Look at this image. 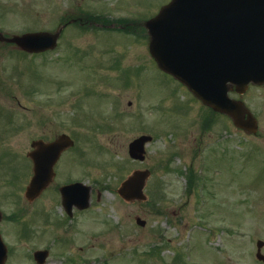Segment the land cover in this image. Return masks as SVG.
<instances>
[{"label":"rangeland","instance_id":"374dc122","mask_svg":"<svg viewBox=\"0 0 264 264\" xmlns=\"http://www.w3.org/2000/svg\"><path fill=\"white\" fill-rule=\"evenodd\" d=\"M168 1L85 0L77 8L79 0H36L35 8L51 10L56 29L66 11L84 10L89 22H96L88 15L97 10L135 22ZM140 21L131 24L135 36L117 23L71 24L62 32L61 48L44 55L0 50V208L4 216L29 213L3 221L7 264H36L33 251L48 246L53 249L47 264H263L253 251L257 239H264V85H250L241 97L259 119L258 133L248 135L229 116L182 95L177 80L156 64L147 69L145 20ZM9 22L49 27L42 16L24 12ZM145 58L138 70L143 82H124L132 65ZM222 119L227 128L221 137ZM205 124L211 135L200 142ZM57 132L73 135L80 155L65 154L56 182L29 203L24 192L33 175L31 141ZM142 133L153 140L141 162L130 157L128 144ZM200 154L208 161L200 163ZM190 166L195 171L188 192L181 172ZM145 167L152 171L146 186L152 202L124 200L120 182ZM13 171L20 173L17 184ZM81 174L96 192L87 211L74 210L76 218L68 222L57 181ZM138 215L145 226L136 222Z\"/></svg>","mask_w":264,"mask_h":264},{"label":"water","instance_id":"95a60500","mask_svg":"<svg viewBox=\"0 0 264 264\" xmlns=\"http://www.w3.org/2000/svg\"><path fill=\"white\" fill-rule=\"evenodd\" d=\"M151 34V51L159 65L179 78L207 105L230 114L235 123L255 130V121L241 100L229 97V90L244 92L250 82H264V0H172L147 22ZM58 33H33L15 36L23 48L40 51L55 45ZM249 114L248 125L243 122ZM143 135L130 143L133 158H145ZM67 134L52 142L35 140L29 153L35 161V175L26 190L35 199L51 182L53 166L62 151L73 145ZM148 170H135L122 182L120 194L127 200L145 199L144 186ZM66 207L83 206L88 199L77 185L63 190ZM1 219V212H0ZM137 222H146L137 217ZM48 252L38 250L35 257L43 263ZM7 247L0 237V264H5Z\"/></svg>","mask_w":264,"mask_h":264},{"label":"flooded vegetation","instance_id":"af4514ba","mask_svg":"<svg viewBox=\"0 0 264 264\" xmlns=\"http://www.w3.org/2000/svg\"><path fill=\"white\" fill-rule=\"evenodd\" d=\"M42 1L45 2V5L50 4V2H51V1L49 2L48 0H42ZM79 3H81V5H82V2H79ZM35 5H37L36 0H0V35L10 36V35H13V34H16L19 32H24V31L36 29V26H33L31 24L24 25V26L10 24L9 18H11V17H13L16 14L21 13V12L28 13V15H30V16L34 15L37 18H40L41 16H43L44 20L48 21L49 27H51L52 26L51 10L47 11L46 9L43 10L42 8L36 9ZM32 13H33V15H32ZM7 18H8V21H7ZM3 20H4V22H3ZM6 47L11 48V47H15V45L12 43L6 42V41L2 42L0 40V50L2 48H6ZM222 120L219 122V132L221 133L220 136H222V132L224 131V128H225V123ZM207 122L209 123V122H211V120H208ZM208 125L205 124L204 128L201 129V131H200V142H202L204 136L211 135L210 134L211 127H209ZM69 150L70 149L66 150L65 153L68 152ZM199 150H200V144H198V148H197V151H199ZM77 152H79V151H77ZM69 156L74 157L72 155H69ZM62 158H63V155H62L61 159L56 164L58 174L61 173L60 172L61 169L60 170L58 169V164L61 162ZM70 176H72V175H67V177H70ZM56 180L57 179H55L54 182H56ZM75 180H82V179L74 177V178H68V179L61 180V182L63 181L64 183H67V182H71V181H75ZM60 185H61L60 180H58L57 181V188L58 189H56V192H59ZM91 190H92V194L94 192H96V186H94L92 184ZM57 194H58L59 199H60V194L59 193H57ZM70 210H71L70 215L68 214L66 209L64 210V212H65V214H67L66 217H67L68 222L69 221L73 222L74 218H76V215H77V213L75 215L74 210L78 212V210L81 211L83 209H80L77 206H72ZM83 211H87V210H83ZM73 215H75V216L73 217ZM67 228H68V233H70L72 226L68 225ZM263 251H264V247H263ZM253 254H254V251H253ZM255 260H258V259H256V252H255ZM262 263L264 264V261H262Z\"/></svg>","mask_w":264,"mask_h":264}]
</instances>
